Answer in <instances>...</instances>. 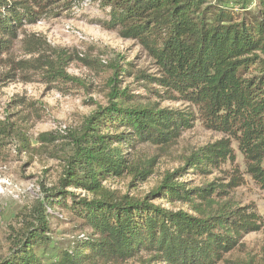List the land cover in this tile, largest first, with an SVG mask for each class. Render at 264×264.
Returning a JSON list of instances; mask_svg holds the SVG:
<instances>
[{
  "label": "trees",
  "instance_id": "16d2710c",
  "mask_svg": "<svg viewBox=\"0 0 264 264\" xmlns=\"http://www.w3.org/2000/svg\"><path fill=\"white\" fill-rule=\"evenodd\" d=\"M96 1L109 12L93 24L140 44L160 70L154 81L194 112L132 101L113 77L108 106H98L66 132L33 138L24 120H0V151L14 144L20 153L43 150L63 166L57 185L42 186L27 227L10 240V254L0 264H125L135 259L140 264H219L243 247L247 235L260 231L263 221L254 210L224 200L227 194L214 182L198 187L184 179L220 170L233 158L235 142L248 172L264 188V0ZM84 2L0 0V61L23 27L74 14ZM40 47L32 42L28 54L39 53ZM57 58L41 54L23 69L42 71L53 82L83 85L67 73L73 58L65 51ZM194 121L232 140L192 153L186 159L189 172L167 173L144 199L104 185L126 176L147 180L146 167L133 162L137 149H167ZM159 197L188 210L151 203ZM56 209L67 212L71 224V236L58 241L52 225Z\"/></svg>",
  "mask_w": 264,
  "mask_h": 264
},
{
  "label": "rangeland",
  "instance_id": "374dc122",
  "mask_svg": "<svg viewBox=\"0 0 264 264\" xmlns=\"http://www.w3.org/2000/svg\"><path fill=\"white\" fill-rule=\"evenodd\" d=\"M250 9L257 8L253 5ZM108 12L99 7L98 1L85 0L82 7L74 9V14L23 27L10 54L0 61V120H24L33 138L45 132H66L79 126L98 106H108L113 77L118 79L119 89L128 90L132 101L194 112L189 104L171 99V94L154 81L161 76L160 70L140 44L93 24L95 17H106ZM32 42L41 45L39 53L28 54ZM64 51L73 58L67 73L80 79L83 85L53 82L42 71L23 69L25 62L37 60L41 54L57 60V54ZM9 72L11 75L7 76ZM194 122V127L167 149L149 145L137 149L133 162L146 167V173L150 174L147 180L126 176L111 178L104 185L118 194L144 199L160 186L167 173L184 168L189 172L191 167L186 166V159L192 153L220 140H232L222 133L207 130L199 121ZM32 141L36 145V141ZM231 149L233 158L220 170L205 175L186 174L184 180L198 187L214 182L227 194L224 200L254 210L263 221L260 231L247 235L242 241L243 247L219 264H264V188L248 172L235 142ZM62 170V163L43 150L20 153L14 144L0 151V258L9 256L10 240L27 227L32 208L42 199V186L57 185ZM71 191L78 197H89L79 190ZM150 201L175 212L188 210L187 206L172 205L165 198ZM54 214L55 240L69 238L68 213L56 209ZM75 235L84 237L80 232ZM125 264H140V261L135 259Z\"/></svg>",
  "mask_w": 264,
  "mask_h": 264
}]
</instances>
